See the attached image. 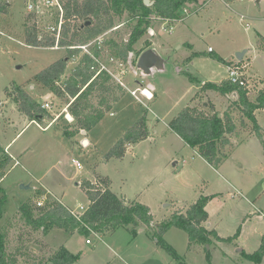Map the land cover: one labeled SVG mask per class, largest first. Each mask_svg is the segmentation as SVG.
Segmentation results:
<instances>
[{
    "label": "rangeland",
    "instance_id": "374dc122",
    "mask_svg": "<svg viewBox=\"0 0 264 264\" xmlns=\"http://www.w3.org/2000/svg\"><path fill=\"white\" fill-rule=\"evenodd\" d=\"M259 1L195 0L185 5L191 11L188 17L181 14V21L170 23V32L161 31V22L151 21L134 51L124 60L116 58L123 64V86L111 79L122 89L114 93L121 95L120 99L97 125L74 137L65 134L75 129V120L67 112L70 100L55 97L34 80L38 73L65 57V50L27 46L22 38L27 18L31 16L29 24L35 22L41 31L48 32L57 12L43 8L39 14H31L26 9L29 0L9 2L8 13H0V148L4 149L22 131L9 145V153L18 158L20 165L11 168L15 161L11 162L0 179V230L7 228L8 253L21 250L23 257L17 255L18 264H25L32 256L48 258L61 248L78 255L73 264H255L244 254L257 251L264 238V153L251 132L252 125L239 128L236 123L238 130L229 136L232 146L226 148L230 154L214 168L172 132L169 123L185 106L199 102L198 85L178 69L189 72L199 82L219 83L227 78L223 61H235L236 53L248 50L253 62L249 68L247 65L246 75L264 76V58L254 57L260 55L257 33L264 37V0ZM3 2L0 0V4ZM114 24L116 27L101 40L126 43L133 21L116 18ZM145 41L153 44L151 47L160 55L171 57L165 74L145 78L135 70L133 59L137 60L136 52ZM208 47L214 53L207 54ZM83 54L80 51L67 61L61 81ZM103 54L104 58L109 55ZM119 68L112 64V74L118 76ZM12 86L22 87L38 104L50 103L52 110L30 122L13 97L5 95ZM136 89L139 101L130 95ZM143 89L151 93V99L140 94ZM96 94L90 96L94 105L98 102ZM203 99L210 100L221 115L236 96L219 97L206 92ZM143 114L147 117L148 138L127 146L123 158L105 160L109 150ZM259 124L264 128V115L259 114ZM86 139L88 146L82 144ZM72 159L81 164L80 170L71 167ZM105 177L118 198L147 206L153 225L179 210L204 204L206 227L218 238L212 236L206 245L192 243L189 247L187 233L176 227L158 239L145 228L135 235L124 228L106 235L84 236L58 229L44 234L30 231L18 214L19 206L36 200L38 194L79 211L80 206L86 208L89 203L81 183L87 180L102 188L100 179ZM21 185L29 189H20ZM157 241L170 247L173 254L158 246Z\"/></svg>",
    "mask_w": 264,
    "mask_h": 264
},
{
    "label": "trees",
    "instance_id": "16d2710c",
    "mask_svg": "<svg viewBox=\"0 0 264 264\" xmlns=\"http://www.w3.org/2000/svg\"><path fill=\"white\" fill-rule=\"evenodd\" d=\"M151 1L152 5L147 6L144 0H59L62 7V24L58 47L63 48L66 55L38 73L34 80L55 97L61 99L67 97L70 100L67 112L75 120V129L65 131L68 137H74L82 131L86 133L97 125L104 113L110 111L113 104L120 99L121 95L115 96V89L122 90L121 87L114 86L111 77L105 73L92 79L94 72L90 71V67L93 60L86 54L81 56L76 67L64 78V81H61L67 61L80 52L79 47L116 27L114 24L116 18L130 19L133 24L127 42L118 45L112 39H105L101 48L107 50L113 57L124 60L129 52L134 51L135 44L149 30L150 16L182 19V9L195 0ZM9 5L5 2L1 3L0 13L7 14ZM29 18L25 20L22 36L24 44L40 48L54 47V34L41 31L35 22L29 24ZM57 22L58 15L53 25ZM149 47L151 43L145 41L135 57ZM259 47L263 48V45ZM91 51L94 56H99L102 52L97 47L92 48ZM135 62L136 58L132 63L135 64ZM240 63H244L243 60ZM178 73L187 76L191 83L198 85L199 89L196 93L199 102L193 106H185L169 123V129L187 146L197 152L210 166L218 168L230 154L226 148L232 146L229 136L238 130L237 124L239 128H245L250 124L251 132L259 139L264 153V130L258 125L255 117L256 111L264 110V87L259 89L257 85H254L253 90H247L227 80L220 83L199 82L187 71L178 69ZM10 90L12 91L6 89L5 95L13 97L12 100L20 111L31 120L42 118L45 111L22 87L12 86ZM206 92H213L219 97L236 95V99L220 115L215 111V105L210 100L203 99ZM94 93H97L98 98L96 105L90 101V96ZM148 136L147 117L143 114L109 150L105 160L123 158L127 146L146 140ZM10 163L11 158L4 149L0 148V176L4 175ZM100 183L103 184L104 189L87 180L81 183L89 203L80 215H72L66 206L57 201H45L43 206L37 207L33 199L22 203L18 208V214L24 219L25 226L29 227L30 231L44 234L49 229H58L69 234L79 233L84 236L106 235L124 228L135 235L138 229L145 228L150 231L152 237L158 239L169 228L176 227L187 233L189 247L192 243L206 245L212 236L218 238L214 231L206 228L208 214L204 210V204H194L185 211L179 210L168 220L153 225V217L147 206L118 198L110 190V180L107 177L100 179ZM6 237L7 228H2L0 230V264H18L17 257H23L21 250L18 248L13 253H8L9 244L6 242ZM157 243L158 246L173 254L170 247L159 241ZM244 255L249 261L261 264L264 257V238L257 251ZM207 258H210L209 253ZM77 259L78 255H73L61 248L48 258L29 257L25 264H73Z\"/></svg>",
    "mask_w": 264,
    "mask_h": 264
},
{
    "label": "built area",
    "instance_id": "2783aa9c",
    "mask_svg": "<svg viewBox=\"0 0 264 264\" xmlns=\"http://www.w3.org/2000/svg\"><path fill=\"white\" fill-rule=\"evenodd\" d=\"M10 1L11 0H5V3L9 4ZM149 1H151V0H149ZM239 1L243 2L245 0H239ZM43 8L53 9L57 12V15H58L57 24L54 26L48 27V29L55 36V45L52 48H60V47H58V39H59V34H60V29H61V24H62V7H61V4H60L59 0H29V3L26 6V9L28 10V12H30V13L32 12V13H36V14H39ZM182 14H184V15H186V17H188V15L191 14V11L187 10V8L184 7L182 9ZM182 19H179V21H181ZM149 20L161 22L162 23L161 24V31L162 32H167V31L170 32L172 30V27H171L172 25H170V23L177 21L175 19H167V18H161V17H156V16H150ZM164 24L169 25V26L166 27ZM105 35H106V33L98 36L97 38L90 41L89 43H87L83 46H80L79 47L80 51H84V54L88 55L93 60V63L90 67V71L94 72V76L92 77V79H94L96 76H98L102 73H105V74L109 75L117 84L123 86V82L121 81V78H122L121 75L124 73V71L122 70V67H123L122 62L117 61L116 58L113 57L112 55H110L107 50L101 49V48H103V44L105 41V39H103V40H101V39L103 37H105ZM94 47H97L98 50L102 51L99 56H94V54L92 53L91 49ZM212 51L213 50L210 47L207 49V52H212ZM103 52L109 54L107 56V58H104ZM114 63L120 67L119 71H118L120 73L118 76L113 75L111 72V69H110L112 64H114ZM246 67H247L246 63H240L236 60L228 62L226 64V72H227L226 80L229 81L231 84L239 86L240 88H244L247 90H253L255 88V86L253 83L251 84V81H249L248 76L246 75V71H245ZM137 92H138V89L130 91V95L139 101V98L136 95ZM141 92L142 91H140V94H141ZM234 96H236V95H234ZM40 107H41V109H43L44 111H47V112L52 110L51 104L46 102V101L41 103ZM63 112L67 113L66 109H64ZM66 116H67V114H66ZM71 167L75 170H80L82 168L81 164L79 162L73 160V159L71 160ZM48 200L49 199L47 198L46 194H43L35 200L36 206L41 207V206H43L45 201H48ZM67 209L72 215L76 216V215H80L86 208H83L82 206H80L79 211H74V210H71L69 208H67ZM86 243H88V240H86Z\"/></svg>",
    "mask_w": 264,
    "mask_h": 264
},
{
    "label": "water",
    "instance_id": "95a60500",
    "mask_svg": "<svg viewBox=\"0 0 264 264\" xmlns=\"http://www.w3.org/2000/svg\"><path fill=\"white\" fill-rule=\"evenodd\" d=\"M152 3V1L144 0V4L147 6H151ZM244 54L245 51L237 53L236 60L241 62ZM170 58V56L164 57L160 55L154 48L149 47L139 54L135 63V70L139 73V75L145 78H153L155 74H165L167 72L168 66L171 64ZM17 68L19 69L20 66ZM82 133L85 132L82 131ZM82 144L85 146L87 141L84 140ZM75 184L78 185L79 182L77 181ZM20 189L27 190L29 189V186L21 185ZM141 230L142 229H140V231Z\"/></svg>",
    "mask_w": 264,
    "mask_h": 264
},
{
    "label": "crops",
    "instance_id": "0c3cea01",
    "mask_svg": "<svg viewBox=\"0 0 264 264\" xmlns=\"http://www.w3.org/2000/svg\"><path fill=\"white\" fill-rule=\"evenodd\" d=\"M260 1L259 0H256V3H259ZM259 39H260V42H261V45H263V48H260L259 46H258V48H257V50L258 51H260L259 52V54L260 55H256V56H254L255 58H264V37L262 36V35H260L259 33H257V41H259ZM153 44H151V46H152ZM209 48V47H208ZM245 51V54L243 55V57H242V60H243V62L244 63H246L247 65H248V67L247 68H249L251 65H252V62H253V57H252V59H251V57H249L248 56V50H244ZM212 53H214V51L213 52H211V54ZM239 53V52H238ZM258 53V52H257ZM207 54H210V53H208L207 52ZM237 54V53H236ZM263 56V57H262ZM241 60V61H242ZM231 61H234V60H224L223 62H224V65L225 64H227L228 62H231ZM247 76H248V79H249V81H251V83H253L254 85H264V76H262V75H260V74H254V75H248L247 74ZM226 80V79H225ZM203 82V81H202ZM222 82V81H221ZM212 83V82H211ZM220 83V82H219ZM258 85H257V88H259L258 87ZM47 96H49L48 94H47ZM259 114H261V115H264V110H259V111H256L255 112V117H256V119H257V122H258V125L260 126V124H259ZM41 119V118H40ZM39 119V120H40ZM32 121H35V120H31L30 119V122H32ZM37 121V120H36ZM70 121V120H69ZM43 122V121H42ZM57 122V121H56ZM55 121H54V123H56ZM52 123V122H51ZM261 127V126H260ZM45 128H47V127H45ZM45 128H43V129H45ZM262 128V127H261ZM262 129H264V128H262ZM21 131L22 130H20L18 133H17V135L16 136H14L13 137V139L5 146V147H3L4 148V151H5V153H7L8 155H9V157L11 158V162H13V161H15L12 165H11V168L12 167H14V166H19L20 165V162L18 161V158H16L13 154H11V153H9V150H10V148H9V145L13 142V140L21 133ZM86 134V133H85ZM86 141H87V143L89 144V141L86 139ZM88 146V145H87ZM207 228V227H206ZM208 229V228H207ZM145 230V229H144ZM144 230H142V231H144ZM67 251V250H66ZM67 252H69V251H67ZM72 254V253H71Z\"/></svg>",
    "mask_w": 264,
    "mask_h": 264
},
{
    "label": "bare ground",
    "instance_id": "6f19581e",
    "mask_svg": "<svg viewBox=\"0 0 264 264\" xmlns=\"http://www.w3.org/2000/svg\"><path fill=\"white\" fill-rule=\"evenodd\" d=\"M142 92H141V94L146 98V99H151L152 98V96H151V93L147 90V89H143V90H141ZM68 115V114H67ZM70 116V115H69ZM88 145V143L85 145V146H87Z\"/></svg>",
    "mask_w": 264,
    "mask_h": 264
}]
</instances>
